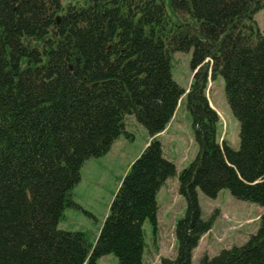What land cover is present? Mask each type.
<instances>
[{"label": "trees", "instance_id": "16d2710c", "mask_svg": "<svg viewBox=\"0 0 264 264\" xmlns=\"http://www.w3.org/2000/svg\"><path fill=\"white\" fill-rule=\"evenodd\" d=\"M0 16V264H144L143 223L155 226L156 195L176 174L157 136L185 97L197 154L178 174L186 202L175 225L176 257L192 251L216 215L201 218L197 191L227 190L264 210V36L254 16L264 0H88L80 7L45 0ZM59 19V21H57ZM192 51L182 90L171 55ZM221 77L239 125L238 150L218 141L206 89ZM133 117L149 141L129 166L94 244L58 229L85 161L107 154ZM198 264H264V211L239 247Z\"/></svg>", "mask_w": 264, "mask_h": 264}, {"label": "rangeland", "instance_id": "374dc122", "mask_svg": "<svg viewBox=\"0 0 264 264\" xmlns=\"http://www.w3.org/2000/svg\"><path fill=\"white\" fill-rule=\"evenodd\" d=\"M42 5L45 0H35ZM62 5L84 6L88 0H60ZM167 15L174 23H182L186 18L175 14L170 0H161ZM34 7L29 0H0V16L11 13H26ZM258 14L257 17H255ZM254 16L259 31L264 33V8ZM264 36V35H263ZM192 51L176 52L171 55V76L182 89L187 90L192 79L190 69ZM206 96L217 110L219 122L216 128L218 141H224L231 149L239 148V125L227 104L224 83L221 77L209 82ZM126 128L131 134L121 137L111 146L109 152L101 157L85 161L80 170V179L71 193L77 208H65L58 229L68 232H82L91 244H94L98 232L108 213L110 203L116 193L119 181L129 166L139 157L148 139L146 131L134 121L126 119ZM163 148L165 159L175 166V176L167 179L156 195L157 212L155 226L149 220L144 221V264H160L161 259L173 260L177 254L175 225L184 217L186 202L178 193V174L186 168L197 154L194 142L192 119L186 108L185 97L179 100L175 113L168 126L157 139ZM197 201L203 220L213 215L210 230L198 241L192 251L191 264H198L203 255H217L223 249L239 247L245 244L258 229V219L263 209L257 205L237 201L227 190L220 191L215 198H207L197 191ZM225 215L224 217L221 215ZM113 255L101 257L97 264H117Z\"/></svg>", "mask_w": 264, "mask_h": 264}, {"label": "crops", "instance_id": "0c3cea01", "mask_svg": "<svg viewBox=\"0 0 264 264\" xmlns=\"http://www.w3.org/2000/svg\"><path fill=\"white\" fill-rule=\"evenodd\" d=\"M258 16V14L255 16V17H257ZM255 21H256V19H255ZM256 23H257V25H258V27L260 28V26H259V24H258V22L256 21ZM261 29V28H260ZM261 31H262V29H261ZM263 32V31H262ZM263 35H264V33H263ZM207 99H208V102H211L210 101V99H209V97H207ZM212 104V103H211ZM210 104V107L215 111V112H217V110L214 108V106H212ZM218 113V112H217ZM135 121V120H134ZM125 132H126V134H127V136H124V135H122L121 137H126V138H128L129 136H131V134L128 132V129L125 127ZM159 136V135H158ZM158 136H157V139H158ZM121 137H119V139L121 138ZM149 141V138L146 140V142H145V146H146V144H147V142ZM221 216H225L224 214L223 215H221ZM210 256V255H209ZM211 257H213V256H211Z\"/></svg>", "mask_w": 264, "mask_h": 264}, {"label": "water", "instance_id": "95a60500", "mask_svg": "<svg viewBox=\"0 0 264 264\" xmlns=\"http://www.w3.org/2000/svg\"><path fill=\"white\" fill-rule=\"evenodd\" d=\"M57 21H59V19H57Z\"/></svg>", "mask_w": 264, "mask_h": 264}]
</instances>
